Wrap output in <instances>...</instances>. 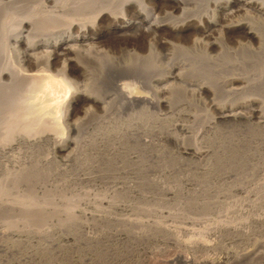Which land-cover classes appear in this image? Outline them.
Wrapping results in <instances>:
<instances>
[{
  "label": "bare ground",
  "instance_id": "obj_1",
  "mask_svg": "<svg viewBox=\"0 0 264 264\" xmlns=\"http://www.w3.org/2000/svg\"><path fill=\"white\" fill-rule=\"evenodd\" d=\"M212 1L218 7L210 15L209 9ZM211 7L213 8V6ZM246 8H254L255 11L264 15V0H220L219 2L216 0H0V136L5 139L0 138V173H3V177L0 178V237L5 242H0V264H11L7 256L13 255V252L34 257L35 251L33 252L28 247L32 239L34 242L35 236L38 237V241L43 242L42 239H45L46 241H44L47 243L48 239V241L56 243L49 238L57 237L53 234H55V230H59L63 233L61 240L67 243L79 242L82 234L85 240L94 241L101 235V233H97L98 229L102 228L101 226H106V229L111 226L112 230L114 228L113 234L122 236V238L123 236H132L133 239L135 238V242L137 240V243L142 245L139 246V249L142 250L141 252L144 251L146 256L148 255L147 258L160 254L161 260L165 264L173 261L178 264H221L224 262L232 264L244 260V258L246 260L264 258V239L256 240L251 247L241 250L230 249V246L224 247L225 250L229 249L223 258L210 254L214 249L221 248L228 239L246 240L252 238L254 229L264 228V211L258 212L260 207H264V181H260V179L248 182L252 183L251 185L241 183L235 187V192L244 194L249 200V202L244 201L246 198L243 200L246 203L244 206H247L245 211L241 209L242 207L238 208L227 201L225 204L224 201L219 206L223 210L221 212L218 210L220 213L215 215L216 219L210 221L209 217L208 221L210 222L205 225L203 220L201 221L205 216L201 218L199 214L197 217L187 212L186 209L189 210L194 205L189 198L187 199L190 203L179 202L180 199L177 201V197L176 201L172 199L175 203L177 202V205L174 210L168 211H157L156 207L155 211L154 208L127 204L130 210L137 211L131 212L129 216L121 215L120 217L112 212L114 204H116L115 199L83 200L90 206V211H86L87 208L81 209L78 202H75L74 199L72 201L71 198L65 200V198H56L57 196H55L43 199L44 197L48 198L51 190L61 191L57 189L62 188L64 182L103 178L102 170L104 173L108 171L102 168L103 161V165L105 161L106 163L111 161L114 164L116 160L126 164L128 162L142 163V160L145 161V156L142 157V154L151 153V156H157L161 146L158 137H174L184 152H190L196 157L202 156L203 159H207L213 156L212 146L203 148L201 145L200 138L201 131H203L200 129L201 126L194 134L195 136L189 135L191 138H187V140L182 138V135H179L174 128H171L172 120H180L182 116H187L189 119L192 117V120L199 121L195 120V114L190 113L192 116H184L185 113L183 112V114L179 109L180 105L178 108H176L177 105H173L170 114L165 115L159 114L157 108L163 104L168 106L174 104V92L181 85L184 86L181 84L177 87L174 83L183 81L184 70L189 72L193 69L191 71L193 72L198 68H206L211 64L210 61L214 66L219 63L226 65L227 62H236L237 64V62L243 61L242 63H244L251 56L263 57L264 61V32H260L249 23L246 24L248 20L245 21V19L243 20L246 25L242 19L237 20L236 23L232 22V24H220L221 21L223 22L222 16L226 17L229 14L232 15V12L235 13V10H245ZM132 13L136 14L138 18H132ZM246 18L253 19L249 14ZM113 19L120 21V23L109 27L113 34L104 36L103 33L96 32V27ZM243 26V31L248 36L243 38L249 41L256 40L258 47L256 48V45L253 47L247 42L244 44L239 42V52H234L237 50L232 51L230 47L228 48L224 34L233 39L229 35L232 36L237 29L240 31ZM197 31L210 37L213 36L212 31H218L219 37H213L212 42L202 43L204 47L201 49L202 44L199 45L201 39H199L200 41L196 39L198 35L196 37L194 35V39H191L193 40L192 44L188 43L189 45L174 43L169 39V37L189 39L190 36H193L192 33L190 35V32ZM162 48L165 51L162 52ZM209 49L215 50V53L212 55ZM234 66L236 65L234 64ZM216 67L218 68V66ZM232 68L234 69L233 66ZM204 70L207 71V68ZM110 76H113L109 78L112 82L113 78L115 79L114 76H116V80L117 77L123 79L126 76H130L132 79L115 82L116 97H114L111 93L100 91L101 82L107 83L105 80ZM177 78L178 80H176ZM249 81L248 88H254L253 80ZM198 82H200V86H195V91L197 92L196 89L201 88L199 93L201 91L212 92V87H215L214 83H210V81H207L209 84H204V80ZM202 82L204 83L201 86ZM255 84L258 85V83ZM140 87H149L152 93L142 91ZM161 92H167L169 99H162ZM116 98L126 107L125 110L119 109V106L116 105L118 101ZM90 105L102 110L98 116L92 115L94 112L91 113V111L94 110H89ZM155 107L157 108L155 109ZM182 107L184 109L186 106ZM77 109L83 110L84 118L74 117ZM235 109L233 107L230 110L220 111V117L225 118L226 121L238 120L241 113ZM175 110L179 111L175 112ZM185 112L188 113V110L185 109ZM214 120H209V122L213 123ZM197 124L195 125L197 126ZM207 124L209 130H216L215 124ZM201 128L203 129V126ZM224 135V133H219L220 137ZM224 144L223 142L220 145L224 146ZM220 145L218 144V146ZM20 146L23 150L19 148ZM257 146L259 149L254 147V150L256 149L258 153L253 151L252 153L255 154L251 155L250 153V156H246V160L250 161L251 170L248 174L246 173L245 177L242 176L243 179L240 178L245 182L250 178H257L260 174L264 175V144L260 145L259 143ZM218 152L214 154L217 155ZM52 153L63 159L56 158L55 161V155H51ZM223 153L225 152H222V155ZM216 158L214 164L218 159ZM146 161L145 163H147ZM119 163L117 162V165ZM156 165L158 164L156 163ZM110 166L113 165L106 164V168ZM115 166L113 167L115 168ZM129 168L124 169L122 173L120 172L121 174L117 173L115 177L125 179L128 176L125 177L127 172L131 173L130 169L132 168ZM110 169L113 170V168ZM237 173L238 178L244 174ZM111 175H109L110 178ZM55 177H60L63 181H60L61 183L58 182L59 180L56 183L50 182L52 184L48 188L47 182L49 181L47 180H54ZM240 179L239 181L237 178L234 180H237L239 184ZM114 180L116 181V179ZM17 183L31 184L37 188L33 193L30 192L32 197L28 200H23L19 194L11 197L12 187ZM179 187L181 188L180 185ZM127 188L130 186L128 185ZM176 188H178V184ZM176 188L170 187L165 189V192H175ZM40 193L41 197L44 196L43 198L39 197ZM118 193L121 195L122 191ZM193 194L192 198L197 197L196 193L194 196ZM190 195L186 196L190 197ZM207 199L205 198V200ZM214 199L211 202H214ZM80 202L82 201L80 200ZM219 202L221 201L215 203ZM208 204L209 202L206 205L199 204L198 207L208 206ZM212 205L214 204L212 203L211 207ZM201 209L205 210L206 208ZM184 210L186 211L184 212ZM12 213L16 214L15 217ZM148 213H152V218ZM142 214L143 216L146 214V217L140 216ZM209 214L211 213L209 212ZM177 217H182L184 224L186 223L185 226L197 224V221L200 225L203 224V229L202 226L200 227L202 229L201 233L199 232L200 235L183 238L180 234L183 227L171 224L170 221L172 218L175 221ZM193 226L192 229H194ZM187 228L189 227H186V231ZM190 228L187 233L190 232L193 235L196 230L193 232L190 231ZM200 228L198 229L200 230ZM59 231H57L58 234ZM79 231L82 233L81 235H79ZM104 231L106 230L104 229ZM207 233L213 234L214 238L204 237ZM109 235L111 234L109 233ZM209 235L207 234V237ZM17 241L23 243V246L15 247ZM154 241L160 242L162 248L168 247L170 250L173 248L169 249V247L173 246L174 249L168 256L161 253L163 250L160 251L159 245H157L158 249L153 246L154 249L148 250L149 247H152L149 243L153 242L156 245ZM38 243L39 246H42L40 242ZM57 244H64V242ZM147 244L149 247H146ZM233 245L236 244L233 243ZM168 250L164 249L166 252ZM13 257L10 258L14 260ZM23 257L25 260V256Z\"/></svg>",
  "mask_w": 264,
  "mask_h": 264
},
{
  "label": "rangeland",
  "instance_id": "obj_2",
  "mask_svg": "<svg viewBox=\"0 0 264 264\" xmlns=\"http://www.w3.org/2000/svg\"><path fill=\"white\" fill-rule=\"evenodd\" d=\"M216 1L219 2L220 0H216ZM210 4L211 5H210L209 10L211 12L210 13V15H211L215 11L214 9H217L218 6L216 5V3L214 1H212ZM211 6H213V8ZM215 6H216V8H215ZM167 9L170 10V8H167ZM249 9L250 8H246L245 10L244 9H238L237 11L235 10V13L232 12V15L229 14V16H226V17L222 16L221 18L223 19V22L221 21L220 24H223V23H231L232 24V22L236 23L237 20L242 19V21H244L243 19H245V21L248 20V21H246V24L249 23V25L256 27L260 32L263 33L264 32V22H263L264 21V15L263 14L261 15L260 13L255 11L254 8L250 9V10ZM195 12L198 13L199 11H195ZM248 14L253 19L246 18V17H248ZM131 17L135 18V19L138 18L137 15L134 13H132ZM245 21L243 22L244 24H245ZM118 23H120V21L115 20V19H113L112 21H105L101 25L96 27L97 28L96 32L103 33L104 36H108L109 34H113L112 30L109 27L114 25V24H118ZM244 26H243V28H240V31L237 29L235 31L236 33H234L232 36L229 35V37H233V39L228 38V35L224 34V37L226 38L225 42H226V44H228L227 45L228 48L230 47V50H232V51L237 50L234 52H239L240 43L244 44L247 42L248 44L250 43V45L253 47H255V45H256V48L258 47V44H257L258 42L256 40H252V41L250 40L249 41L248 39L243 38V37H248L243 31ZM198 32L199 31L194 32V33L190 32V35L193 34V36L192 37L190 36L189 39H185L184 37H176V38L169 37V39L174 43H180L182 45H189V44H192L193 40H191V39H194V35H195V37L198 35L196 37V39H197V41H200L199 39H201V43L199 44V45H201L202 43H208L210 41L212 42V40H214L215 37H219L218 33H217L218 31H212L213 32L212 37H210L208 35H203L202 32H199V33ZM235 35L236 36L238 35V36L236 37ZM203 36H205V37H203ZM236 38H237V40H236ZM188 40H190V41H188ZM202 40H203V42H202ZM237 45H238V47H237ZM203 47L204 46L202 44L200 49ZM161 50H162V52L165 51V49H163V48ZM209 51H211L212 55H213V53H215V50L212 51L209 49ZM253 57H255V58H253ZM253 57L252 56L249 57V60H248L249 62L244 61V63H242L243 62L242 61V62H237V64H236V62H233L236 66H234V64L232 62L231 63L227 62L226 65L220 64V63H219V65L215 64L216 66H218V68H217L216 66L212 65L213 62L210 61L211 64L209 66H206L207 71L204 70L206 68H202V69L198 68L193 72H191L193 69H191V71L189 70V72L187 70H184V73L182 74V75H184V76H182L183 81L179 82V83H176L178 81H175V83H174L177 87H179L181 84H184V86L181 85L180 88H178V89L176 88L177 90L174 92L175 94L173 95L174 104L172 103V105L170 104V106L163 104V105H159L158 108L155 107V109L157 108L159 114H162V115L170 114V111H172V107H174L176 105H177L176 108H178L179 105L181 106V108L179 106V109H180V111H182V113L183 112L185 113V114L183 113L184 116L191 115L190 113H193L192 115L195 114L196 115L195 120L197 119L199 121L192 120L193 119L192 117L189 119V117H187V116L186 117L182 116V119H180V120L179 119L178 120H176V119L172 120L171 128H174L175 131L179 133V135H182V138L184 137L185 140H187V138H191V136H189V135L193 136L194 134L197 133L196 131L199 130L198 128L200 126L201 127L203 126V129L200 127V129L203 130V131H201V138H200L202 141L201 145L203 146V148H207L209 146L210 147L212 146L211 149H213V151H214L213 156H210L207 159H203L202 156L196 157V156H194V154H192L190 152L189 153L184 152L180 147V143L178 141H176L174 137H171V136H168V137L162 136V137H158V138L156 137L161 144V146H160L161 149L159 148L160 153L157 155L158 158L155 155L151 156V153H149L147 155L146 154L141 155L142 157L145 156L144 157L145 161L148 160V161H146L147 163H145V161L142 160L144 158L141 159L142 163L128 162L126 164V163H121L120 160L119 161L116 160V163H114V164L111 161H110V163L109 162L106 163V161H105V163L103 165V162H104L103 161L101 163L103 166L102 168L106 169V171L108 170L110 172L109 173L107 171L106 173H104V170H102V173L104 174L103 178L101 177L100 179H96V180L95 179H93V180L79 179L78 181L75 180V181L64 182L62 184V188L57 189V190H61V191L55 192V189H54V190H51L52 192L49 191L48 198L44 197V196H43L44 198L41 197L42 196L41 193L39 194V197L43 198V199H49L50 197L57 196L56 198H62V199L65 198V200H69L71 198L72 201L74 199V200H76L75 202H78V205L80 206L81 209L87 208V209H85L86 211L91 210L90 206L88 204L84 203V201H86L88 199H90L92 201L93 200L95 201V199L98 200L100 198H108V199H112V200L115 199L114 201L116 204H114V208L112 209V212L116 215H119V217L121 215H123V216L128 215L129 216L131 212L137 211V210H134V211L130 210V208L127 206V204L137 205V206H142V207H147V208H152V209L154 208L155 211H156V208H157V211L158 210L159 211H168V210H174L175 205H177V202L175 203L174 201H176V200L178 201L180 199L179 202H186V203L189 202L190 203V201H191V203L194 204L193 207L190 208L189 210L186 209L188 213H190L191 215L193 214L197 217L200 216L201 218H203L205 216L207 218L206 219L204 217L203 219H201V221L203 220L202 222L204 225L209 223L210 221H213V219L223 210L219 206L222 205L224 201L225 202L227 201L228 203L231 202L235 206H238V208L242 207L241 209L244 210L245 207H247V206H244V204H246L245 202H249V200L245 197L244 194H242V193L239 194V192H235V187L240 185L241 183H243L245 185L250 184L248 182H252L251 180L254 181V180L260 179V181H264V177H263L264 175L262 176L261 174H260V176H258L259 178L258 177L255 179L250 178L249 181H246L247 183L245 182V180H241L251 170L250 161H249V159L246 160V156L249 155L250 153H251V155L255 154V153H252L253 151L257 152V150L259 149L257 144L258 145H259V143H260V145L264 144V142H263L264 141V94H263L264 93V63H263L264 61L262 59L263 57H260V56H253ZM250 60H251V62H250ZM228 65H229V67H228ZM226 66L229 70L226 68ZM232 66L234 67V69L232 68ZM237 66H238V68L236 69ZM56 74H59V73H56ZM112 77L113 76L107 77L106 78L107 80L104 79L108 84L105 82L104 83L101 82V84H100L101 90L100 91L101 92L104 91V93L107 92V94L111 93L114 95V97H116V92H115V90H116L115 84L116 83L115 82L129 81L132 79V77L126 76V77H123V79H121V78L119 79L117 77V80H116V76H114L115 79L113 78V82L111 79H109ZM249 77H250V79L253 80L252 84L254 83V85H255L254 88H248L249 86L247 83L250 80ZM176 80H178V78ZM202 80H204L205 83L202 82L201 86L203 85V83L209 84V82H207V81H210V83H214L213 85H215V87L210 84V86H213L212 92L201 91L202 93L201 92L199 93L201 88L196 89L197 92L195 91V88H196L195 86H197V87L200 86V84H199L200 82H198V81H202ZM109 81H111V82H109ZM257 81H259V82H257ZM250 82L251 81H249V84H251ZM255 83H258V85ZM177 84H179V85H177ZM100 87H99V89H100ZM193 87H194V90H193ZM245 87H247V88H245ZM213 89H215V91H213ZM249 89H251V90H249ZM140 90L152 93V90L149 87H140ZM161 93H162V95H161L162 99H167V100L169 99V94L167 92H161ZM166 97H168V98H166ZM116 99L118 100L116 102V105L119 106V109L125 110L126 107H124V105L119 102L118 98H116ZM217 102H218V104H217ZM90 106L92 108L90 107L89 110L90 111H91V109L94 110V111H91V113L94 112L92 114L93 116L94 115L98 116L100 114V111H102V110H100V108H97L94 105H90ZM182 106H186L187 108L184 107V109H182L183 108ZM93 107H96V108H93ZM233 107L236 108L235 110H237L241 113V116H239L237 118L238 120L234 121L235 123L233 122V120L232 121H229V120L226 121L225 118L220 117V114H221L220 111H222L224 109L230 110V109H233ZM185 109L188 110V113L185 112ZM75 110H76V108H75ZM82 111L83 110H81V109L76 111L74 113L75 114L74 117L75 118L79 117V119H80V117H81V119L84 118L85 116H83L84 113ZM178 111L175 110V112H178ZM187 119L190 120L191 122H189ZM212 119H215L213 121V123L209 122V120L212 121ZM192 121H194V122L192 123ZM207 123H210L212 125L215 124L217 126V127H215L216 130H212V131L209 130L208 129L209 125ZM195 124H197V126ZM201 124H204V125H201ZM207 125H208V127H207ZM204 126H206V127H204ZM219 133H222V134L224 133L225 135L223 137H225V138L220 137ZM217 136H219V137H217ZM202 137H203V139H202ZM0 138L3 139L1 136H0ZM3 140H5V139H3ZM232 140H234V141H232ZM219 141H220V143H219ZM223 142L225 143L224 146L220 145V144H223ZM218 144L222 147L220 148V146H218ZM227 147H229L228 152H227ZM254 147L257 150L256 149L254 150ZM19 148L22 149L21 146ZM223 148H224V150H223ZM218 150H219V152H218ZM163 151H164V153H162ZM216 151L218 152L217 155H215L217 153ZM222 152H225V153H223V155L225 154L224 157L222 155ZM162 154H164V155H162ZM219 154L222 155V158H221V155H219ZM51 155H55V157H54L55 161L59 158L63 159L61 156H56V154H54V153H52ZM129 155H131V154H129ZM159 155L160 156L162 155V157H159ZM163 156L164 157L166 156V158H164ZM215 158L217 160H216V163L214 164ZM61 159H59V160H61ZM157 160H159V161H157ZM162 160L163 161L165 160V162H163ZM117 162L118 163L120 162L118 165H120V164L121 165L126 164V165L120 167L117 165ZM156 163L158 165H156ZM159 163L163 164V165L161 166ZM106 164L113 165V166L117 165V166H115V168L113 166L106 168ZM132 165H134V166H132ZM215 165H217V166H215ZM127 167L132 168V169L129 168L131 173L128 174V172H127V174L125 175V177L128 175L126 178H129L128 179L129 181L126 178L125 179L124 178H118L117 179V177H115V175L117 173H120V172L122 173V171H124V169L127 170L128 169ZM134 167H135V169H134ZM146 167H149V168H146ZM208 167H210V168H208ZM110 168H113V170H111ZM136 168H138V169H136ZM203 168L206 170H204ZM0 169H1V167H0ZM243 169L246 170L245 173H244ZM227 170H229V171H227ZM241 170H243V171H241ZM233 172H234V174H232ZM237 172H240V173L242 172L244 174H241L238 178ZM2 174L0 173V178L3 177ZM105 175H107V176H105ZM109 175H111V178ZM234 175H235V177H234ZM60 177H55V179H54L55 181L52 179L47 180V181H49V182H47L48 188H50L49 187L50 184L56 183L58 180H59L58 182H60L61 181ZM105 177L108 178L109 180L104 179ZM233 177H234V179L237 178L238 181L241 178L240 183L238 184L237 180H234V179L232 180ZM154 178L157 180H155ZM114 179H116V181ZM235 181H237V182H235ZM50 182H52V183H50ZM184 183H186V184H184ZM233 183H235V184L233 185ZM23 184L17 183L16 186L14 185V187H12V192H10L11 197H14L16 194H19L23 200H28L29 198L32 197L31 193H33V191H35V189L37 187H35V185H31V184H28V185H25V184L23 185ZM125 184L127 186L129 185L130 188H127V186ZM177 184H178V188H176ZM181 184H183V185H181ZM168 185L170 187L176 188L175 192L173 191L176 196L173 194L172 191H171L172 193L169 191L165 192L166 191L165 189L170 188ZM179 185L181 186V188L179 187ZM229 185H231L232 187ZM121 186H123V188H120ZM184 187H186V188L184 189ZM215 188L218 189L219 191L218 190L216 191ZM182 189H183V193H182ZM192 190H193V192H191ZM225 190L227 191V193ZM119 191H122L121 195L118 193ZM176 191H178V192L176 193ZM194 191H196V192H194ZM187 192H188V194H187ZM197 192H198L199 196L197 195ZM206 192H208V193H206ZM190 193H191V195H190ZM192 193H194L193 196L196 193V196L198 198L195 196L192 198L191 197ZM58 194H61L62 196L58 195ZM225 194H226V196H225ZM184 195H185V197H184ZM186 195L187 196L190 195V197H187ZM66 197L67 198L69 197V198L67 199ZM85 197H86V199H84ZM175 198H176V200H175ZM187 198H189L190 201H188L189 199H187ZM205 198H208L207 200H209V201L205 200ZM245 198L247 201L244 200ZM202 199H204V200L202 201ZM213 199H214V202H211V201H213ZM80 200L82 202H80ZM192 200L196 201L198 203V205H197V203L193 202ZM200 201H201V203H200ZM218 201H221V202H219L218 204L215 203ZM207 202H209L208 206L198 207L200 205H206ZM227 202L225 204H227ZM79 203H81V204H79ZM165 203H166V205H165ZM173 203H175V204H173ZM212 203L215 206L212 205V207H211ZM169 205L172 207L169 208L168 207ZM203 207H205L207 210L206 209L202 210L201 208H203ZM208 207L209 208L215 207V208L211 209L212 210L211 211ZM121 208H123V209H121ZM124 208H127V209H124ZM263 208H264L263 206L260 207L258 212L259 213L262 212L260 210L264 211ZM194 209L196 210V212ZM200 209H201V211H200ZM186 210H184V212ZM181 211H183V210H181ZM201 212H203V213H201ZM209 212L211 214H209ZM196 213H197V215H196ZM12 214L15 217L16 214H14V213H12ZM198 214H199V216H198ZM145 215L143 216V214H142L140 216L146 217ZM149 215L152 218V213ZM155 217H158V216H155ZM153 218H154V215H153ZM181 218L182 217H177L175 219V221H174V218H172L173 221H172V219L170 220L169 218H163V219L164 220L169 219L172 223L169 222V220H166V222L168 221V223H171V224L174 223V225H177L179 227H183L182 230H180V234L182 235L183 238H186L187 236L190 237V236L200 235L199 232L201 233V230L204 227L202 222H200V219H199V222L202 225H200L197 221L196 222L197 224L193 223L192 225L187 224V226H185L186 223L184 224V221ZM208 218L210 219V221H208L209 220ZM204 219H205V221H207L206 223H204L205 222ZM179 221L182 223H180ZM181 224H182V226H181ZM190 225H191V228H190ZM192 226L194 229H192ZM101 227H102L101 229H98L101 232H99V231L97 232V233H101V235L99 236V234H98L99 239L97 238V240H94V241L85 240L83 237V234L80 233V231L78 233H79V235L82 234V236H81V240L79 242H73L72 241V242L67 243V242L61 240L63 233L59 230H55V234H53V236L57 235V237L54 236L55 239H54V237L49 238L50 240L53 239L54 241H56V243H53V241H48V239H47V243L45 242L46 241L45 239H42L43 242H41V241H38L37 240L38 237L35 236L36 238L34 237L35 238L34 242L32 239V242H30V246L28 247V249H31L33 252L35 251L34 257H32L28 254H24V253H22L20 255V252H18V253L15 252L16 254L13 252L12 254L14 255V257H13V255H10V256H7V258L10 259L11 264H134V263L135 264H163L164 263L161 260L162 256H160V254L157 255L156 257H154V256L148 257L149 258V260H148V258H147L148 255L146 256V254H144L145 252L144 251L141 252L142 250L139 249L140 248L139 246H142V245H140L139 242L137 243V240L135 242V238L133 239L132 236H123V238H122V236L119 237L118 235L113 234L114 228L112 230L111 226H109V227L107 226L108 227L107 229H106V226H101ZM186 227H189L190 231L196 230L195 231L196 233L193 231L194 234L192 235L189 232L190 233V235H189V233H187L189 228H187V231H186ZM103 228L106 231H104ZM198 228H200V230ZM184 229H185V231H184ZM258 229L260 231L257 229L253 230L254 233L252 235V238L246 239L249 241H246V240L236 241L237 239H233V240L228 239L225 242L226 245L223 244V246L221 248L214 249L213 251L210 252V254L214 257L223 258V256L226 255V252L229 249V248L228 249L226 248V250H225L224 247L230 246V249H235V248L237 249L238 248L237 250H241L244 248L251 247L256 240L264 239V228H258ZM96 230H97V228L95 229V231ZM57 231H59V234ZM197 231H198V234H197ZM109 233L111 235H109ZM60 234H61V236H60ZM207 234L209 235L210 233H207ZM207 234L204 236L207 239H209V238L213 239L214 238L213 234H210L209 237H207ZM2 240L3 239L1 238L0 242L5 243ZM128 240L131 241L130 244H129ZM5 241H9V240H5ZM38 242H40V245H42V246H39ZM59 242L60 243L64 242V244H57ZM155 242H156V245L153 244V242L149 243V245L152 247H149L148 244L146 245V247L147 246L149 247L148 250L152 249L153 246L156 249L160 248V251L161 250L164 251V249L168 250V247L167 248L160 247V245H161L160 242L158 243V241H154V243ZM17 243H16L15 247L17 245L20 247L23 246L22 245L23 243H20L18 241H17ZM44 243H45V245H44ZM233 243H235L236 245H233ZM157 245H159V247ZM41 248H43V249H41ZM130 248H132V249H130ZM170 248L174 249L173 246H170L169 249ZM173 249L168 250L167 251L168 253L166 251H164V253L162 251L161 253L168 256L171 254V251ZM147 254H148V252H147ZM11 256L14 258V260H12L10 258ZM21 256L22 257L25 256V260H24V257L22 258ZM168 264H178V263H174V261H173V262H170ZM221 264H228V263L224 262ZM232 264H264V258L258 257L256 259L253 258L250 260H246V258H244V260L242 259V260H240L238 262H234Z\"/></svg>",
  "mask_w": 264,
  "mask_h": 264
}]
</instances>
